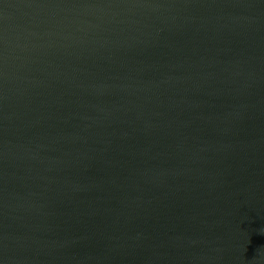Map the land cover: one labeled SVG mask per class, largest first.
<instances>
[{"label":"water","instance_id":"obj_1","mask_svg":"<svg viewBox=\"0 0 264 264\" xmlns=\"http://www.w3.org/2000/svg\"><path fill=\"white\" fill-rule=\"evenodd\" d=\"M0 264H264V0H0Z\"/></svg>","mask_w":264,"mask_h":264}]
</instances>
